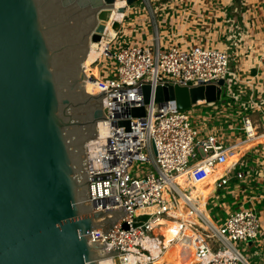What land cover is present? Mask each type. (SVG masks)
Instances as JSON below:
<instances>
[{"label":"water","instance_id":"1","mask_svg":"<svg viewBox=\"0 0 264 264\" xmlns=\"http://www.w3.org/2000/svg\"><path fill=\"white\" fill-rule=\"evenodd\" d=\"M137 0H126L127 5ZM116 0H0V264H99L118 254L92 241L128 211H96L87 145L108 119L105 90L86 91L85 63ZM127 7H118L124 13ZM121 21H114L118 32ZM226 80L142 85L146 105L227 103ZM130 119L119 125L130 128ZM142 215L138 220L147 219ZM127 227V224H124ZM112 250V251H111Z\"/></svg>","mask_w":264,"mask_h":264},{"label":"built area","instance_id":"2","mask_svg":"<svg viewBox=\"0 0 264 264\" xmlns=\"http://www.w3.org/2000/svg\"><path fill=\"white\" fill-rule=\"evenodd\" d=\"M103 60H110L109 66L113 63V68L105 69L106 75L100 76L95 84L98 93L106 92L103 107L107 106L108 119L98 123V138L87 145L90 199L96 211L123 206L128 212L115 222L108 234H104L103 228L93 230L92 241L105 247L107 244V251L112 247L117 250L118 254L113 256L116 264H130L129 249L140 238L156 233L169 242L189 226L195 233L200 257L197 264H245L239 246L248 247L260 239L264 243L262 221L253 209L234 210L219 225L199 214L190 202L188 211L202 222L190 223L187 218L171 213L179 209L182 197L191 195L189 189L182 190L176 181L179 175H184L187 182L222 171L214 181V190L228 186L234 178H245L242 168L234 176H230L229 170L224 172L233 148L220 141L214 130L207 132L200 128L191 112L196 104L179 110L175 101H152L145 106L144 117L133 118L129 114L143 102L144 83H149L154 90L166 82L199 85L216 83L223 78L228 97L234 77L230 53L203 44L189 49L125 44L113 49L110 41L101 56V64ZM241 104L246 108L245 102ZM127 119L131 120L129 129L119 125V121ZM244 124L248 139H253L255 132L250 116L244 117ZM136 161L154 168L133 175L131 169ZM142 215H147V219L138 220ZM170 229L171 239L167 235Z\"/></svg>","mask_w":264,"mask_h":264},{"label":"crops","instance_id":"3","mask_svg":"<svg viewBox=\"0 0 264 264\" xmlns=\"http://www.w3.org/2000/svg\"><path fill=\"white\" fill-rule=\"evenodd\" d=\"M148 1L151 12L143 11L139 3L127 7L122 26L116 32L118 40L112 45L113 49L125 44L153 48L178 46L183 49L203 44L228 51L233 59V85L228 94L230 102H200L191 112L201 129L207 132L214 130L220 141L233 148L224 172L229 170L232 176L234 170L237 172L242 168L245 169V178L233 179L228 186L221 188L226 191L222 197L228 199L224 202L220 189L214 190V181L222 171L195 177L183 188L189 189L191 195L181 200L192 203L199 214L202 213L215 225L222 223L234 210L253 209L264 229V0ZM100 73L102 76L101 70ZM241 101L245 102L246 108ZM247 115L253 121V139H248L244 129V117ZM211 201L225 213V217L219 212L220 217L217 213L214 217L208 214ZM174 212L189 220L181 204ZM260 240L248 246H259L263 242ZM244 256L248 264H252L249 257ZM261 257L257 262H264V254Z\"/></svg>","mask_w":264,"mask_h":264},{"label":"bare ground","instance_id":"4","mask_svg":"<svg viewBox=\"0 0 264 264\" xmlns=\"http://www.w3.org/2000/svg\"><path fill=\"white\" fill-rule=\"evenodd\" d=\"M121 6L127 7L126 0H116V3L112 7L111 19L107 23V28L102 36L101 42L97 45V49L91 48L89 55L84 61L87 75L85 87L86 91L91 94L99 92L95 85L98 78L92 75L91 68L99 61L111 39L115 38L117 34L112 29V24L114 21H122L124 18L126 11L124 13L118 12V7ZM185 180L184 175L176 177V181L181 184V189L187 185L188 181L186 182ZM181 199L187 198L182 197ZM171 213L175 216H182L178 213L175 214L174 211H171ZM182 217L185 218L184 216ZM193 230L188 226L178 238L173 241L170 240L169 242L162 240L161 236L157 237L156 233L140 238L137 240V244H134L131 250L129 249L130 264H197L200 257L194 241L195 233ZM241 253L243 254V252ZM244 258L245 264H248L245 256ZM99 264H116V262L113 256H110L101 258Z\"/></svg>","mask_w":264,"mask_h":264},{"label":"rangeland","instance_id":"5","mask_svg":"<svg viewBox=\"0 0 264 264\" xmlns=\"http://www.w3.org/2000/svg\"><path fill=\"white\" fill-rule=\"evenodd\" d=\"M136 3H139L140 5H142L143 6V11H146L147 10V12L148 11H150V10H152V7H151V5H150V3H149V1L148 0H137L135 3H133V4H131V5H134V4H136ZM131 5H127V7L128 6H131ZM151 12V11H150ZM121 26H122V24H121ZM121 28V27H120ZM118 36H116V38H113V39H111V48H112V45L118 40V38H117ZM106 63H108L107 65H105ZM109 63H110V60H103V62H102V64H101V58L99 59V61L91 68V73H92V75L95 77V78H98L99 79V77L101 76V73H100V68H101V71H102V73L104 74V76L106 75V73L104 72L105 71V69H108V70H112V68H113V63H111L110 64V66H109ZM100 64H101V67H100ZM109 67V68H108ZM111 73V72H110ZM226 97V99L228 98L227 96H225ZM154 168V166L153 165H150V164H147V163H142V162H139V161H136L135 163H134V167L131 169V173L134 175V174H140V173H142V172H146V171H148L149 169H151V168ZM235 173H236V171L234 170L233 172H232V176H234L235 175ZM234 180H236L235 178H234ZM232 184H233V182H232ZM231 184V185H232ZM226 191H225V189H220L219 190V194H220V197H221V199L224 201V202H228V199H227V197H225V198H223L222 197V194L223 193H225ZM218 201V200H217ZM180 204H181V209H183V212H186V214L189 216V221L191 222V223H195V222H199V219H197L196 217H192V215H191V212L190 211H188V206H187V202H184L183 203V201L181 200L180 201ZM201 207V206H200ZM206 208H207V206H206ZM202 209V208H201ZM182 211V210H181ZM207 212H208V214L209 215H211V216H215L216 215V213H217V215L220 217V215L221 216H223V217H225V213L222 211V210H218V208H216L214 205H213V201H211L210 202V204H209V206H208V209H207ZM218 212H219V214H218ZM167 235H168V238H172V231H171V229L167 232ZM164 236H165V234H164ZM264 245V243L262 242V244H260L259 246H256V245H253V246H248V247H246V246H244L243 244H241L240 246H239V249L247 256V257H249V262L250 263H252V264H264V262L263 263H260V262H257V261H260V259L262 258L261 256H262V254H264V251H263V246ZM260 250H262V251H260ZM261 253V254H260ZM257 259V260H256ZM262 261H264V259L262 260Z\"/></svg>","mask_w":264,"mask_h":264}]
</instances>
